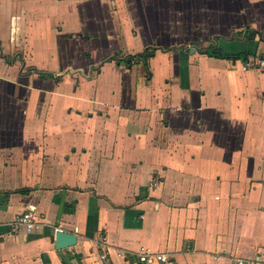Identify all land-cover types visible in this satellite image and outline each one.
<instances>
[{
  "label": "crops",
  "instance_id": "obj_1",
  "mask_svg": "<svg viewBox=\"0 0 264 264\" xmlns=\"http://www.w3.org/2000/svg\"><path fill=\"white\" fill-rule=\"evenodd\" d=\"M261 56L264 0H0V264L264 263Z\"/></svg>",
  "mask_w": 264,
  "mask_h": 264
},
{
  "label": "built area",
  "instance_id": "obj_2",
  "mask_svg": "<svg viewBox=\"0 0 264 264\" xmlns=\"http://www.w3.org/2000/svg\"><path fill=\"white\" fill-rule=\"evenodd\" d=\"M264 66V56L257 58L256 60H245L243 69H249L252 67ZM5 226L7 233L10 235H17L22 231L32 232L38 227V222L33 217L31 211H26L17 216L13 220L1 223L0 222V236L2 235V227ZM105 258V255H102ZM137 260L140 263H156V264H174L170 255L164 253H158L151 251L147 248H141L137 255ZM248 264H264L260 260H252Z\"/></svg>",
  "mask_w": 264,
  "mask_h": 264
},
{
  "label": "water",
  "instance_id": "obj_3",
  "mask_svg": "<svg viewBox=\"0 0 264 264\" xmlns=\"http://www.w3.org/2000/svg\"><path fill=\"white\" fill-rule=\"evenodd\" d=\"M53 241L56 250L65 249L76 244V236L73 233L57 229L54 231Z\"/></svg>",
  "mask_w": 264,
  "mask_h": 264
},
{
  "label": "trees",
  "instance_id": "obj_4",
  "mask_svg": "<svg viewBox=\"0 0 264 264\" xmlns=\"http://www.w3.org/2000/svg\"><path fill=\"white\" fill-rule=\"evenodd\" d=\"M212 53H216V51L214 49H210ZM150 56L149 52H144L142 55H138V56H127L125 58V62L128 66L137 63V62H145L147 61V58ZM241 58H247L248 56L246 55H242L240 56Z\"/></svg>",
  "mask_w": 264,
  "mask_h": 264
}]
</instances>
